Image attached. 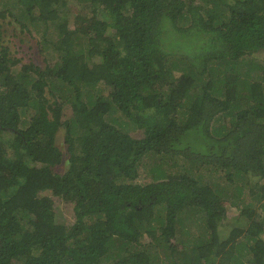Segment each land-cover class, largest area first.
I'll use <instances>...</instances> for the list:
<instances>
[{"label":"trees","instance_id":"obj_1","mask_svg":"<svg viewBox=\"0 0 264 264\" xmlns=\"http://www.w3.org/2000/svg\"><path fill=\"white\" fill-rule=\"evenodd\" d=\"M82 1L92 4V15L79 14L74 24L92 22L88 32L72 31L59 15L65 0H17L28 20L23 30L57 29L55 41L44 39L60 57L18 73L12 67L22 60L10 56L1 29L14 12L0 11V264H264V223L254 210L243 209L247 227L223 237L227 207L211 183L183 172L138 180L147 155L182 156L256 175L264 196V0ZM165 19L190 22L169 40ZM53 78L74 89L71 118L64 119L66 99ZM99 82L110 95L84 100ZM117 110L143 137L107 120ZM225 117L230 125L221 123ZM63 128L65 150L57 143ZM55 197L74 203L71 226L48 222ZM194 209L204 214L207 235L171 245L181 215ZM27 231L28 242L20 240Z\"/></svg>","mask_w":264,"mask_h":264},{"label":"rangeland","instance_id":"obj_2","mask_svg":"<svg viewBox=\"0 0 264 264\" xmlns=\"http://www.w3.org/2000/svg\"><path fill=\"white\" fill-rule=\"evenodd\" d=\"M187 2L193 5H201L203 1L187 0ZM17 3V0H0V11L6 10L7 12V10H12L14 12V15H8L5 20H2L3 26L1 27L3 31L2 43L9 46L11 51L10 56L12 58L19 57L22 60V64L12 67L13 72L18 73L22 69L28 70V65L30 63H37L38 65L44 66L45 56L48 60H50L51 65H56L60 61V57L57 53L52 50L53 48L48 45L49 43L45 42L46 40L44 39V36L47 35V38L49 40L55 41V38H57V29L54 26L48 27L49 29L47 30V26L45 27V25H30L33 35L30 34L28 30H23L21 23L28 22V20H25L24 16L21 15V12L23 11L21 8L22 6L20 4L18 5ZM204 5H206L205 2ZM173 7V10L175 12L181 10V5L179 3H174ZM208 8L209 10L213 9L211 5ZM56 9L60 16L70 20V28L72 31H91L90 29L92 27V22L88 21L74 24L77 15H92V4L90 2L82 0H65V2L61 6L56 7ZM204 10L207 9H203V13L207 15ZM16 16L18 17L20 22L16 20ZM189 22L190 21L178 19L177 21L165 19L163 22V38H169V40L171 38H174L176 28H186L189 26ZM29 24L30 23H28V25ZM39 40L46 44L45 50H41L38 46L37 42ZM183 46H185L184 43ZM87 48L88 42L86 40L85 43H83V49L87 51ZM45 52L48 55H46ZM180 58L181 56L177 54L176 56L169 58L168 62L172 64L173 61H178V59ZM262 59L261 61H263ZM96 60L99 61L100 57L97 56ZM175 74L179 76L181 74V71H177L175 72ZM52 82L54 83L55 91H58L56 93L62 96L64 100L66 99L64 105V119L73 117V108L71 105L72 99L74 97L73 87L67 85L58 78H53ZM1 84L2 79L0 78V85ZM111 90L112 89L110 86H105L103 83L99 82L96 87L92 89V92H88V90L85 89V92H83V99L87 100V95L91 93L93 94V96H108L110 95ZM46 92L47 95L51 97V94L49 93L48 89ZM106 118L107 120L120 127L122 130L131 133L134 137L141 138L144 135L143 128L139 127L137 124H135L133 121H131L128 117L123 115L118 110L113 112L112 114L107 115ZM225 122L230 125L229 118L225 117L221 121V123ZM214 125H217V122H214ZM64 134L65 128L61 129L57 135V143L62 148V150H65ZM4 135L6 141L14 139V136L10 133H5ZM31 163L36 166L40 171H45V165L43 163L32 161ZM64 168V166H61L59 170H63ZM230 171L236 173L233 179H230ZM160 172H165V174L182 172L187 173L193 177H196L197 179H199V181L203 183H211L213 186L220 190L225 199V204L227 207V217L220 227V231L223 237H226L234 226H246V220L248 216L245 213H242L244 208L249 207V209L254 210V212L258 214V217L256 216V218H259V220L264 223V196L260 197V195L255 190L256 183L258 182V176L256 177V175L246 176L243 173L238 174L235 169H226L213 165H203L202 163L198 162L194 163L185 159L182 156H170L165 154L161 155L151 153L147 155L141 162L140 177L138 180L141 183L155 181L159 176ZM239 176L243 177L239 178ZM43 193L52 194L51 190L49 189L45 190ZM54 200L55 214L48 220V222L52 223V225L64 224L67 226H71L75 221L74 203L66 202L58 197H55ZM181 216L182 223L178 225V237L177 239H171V245H178L180 241H182L183 243L186 241L187 244H194L199 240V237L201 235H203L204 233L207 235V230L204 227V214L201 211H196L194 209L191 210V212H184ZM27 228L33 230L31 227ZM29 232L30 231H27L24 236L20 238V240L28 242ZM262 236L264 237V233L262 234ZM38 238L42 239L43 235L42 238L41 235L38 236ZM31 240H36V237L32 238ZM149 240L150 237L145 235L144 241L148 242ZM164 249L162 250L161 247L158 249L159 252L162 254V258L164 257V254L166 252V249ZM167 251L169 250L167 249ZM244 259L248 260L247 257H245ZM247 262L248 264H253L252 262ZM16 264L20 263L16 262Z\"/></svg>","mask_w":264,"mask_h":264}]
</instances>
